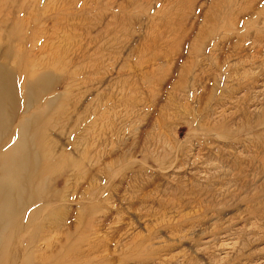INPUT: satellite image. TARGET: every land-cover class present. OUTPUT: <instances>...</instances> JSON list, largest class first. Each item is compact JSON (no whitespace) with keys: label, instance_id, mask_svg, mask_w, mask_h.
<instances>
[{"label":"rangeland","instance_id":"obj_1","mask_svg":"<svg viewBox=\"0 0 264 264\" xmlns=\"http://www.w3.org/2000/svg\"><path fill=\"white\" fill-rule=\"evenodd\" d=\"M23 4L37 24L1 32L0 62L26 81L25 51L50 43L44 54L34 49L36 71L48 64L55 82L63 80L43 96L59 98L39 135L57 142L52 153L63 147L67 154L50 158L54 174L83 165L96 192L78 233L79 257L264 264V0H0V16ZM15 87L19 116L21 84ZM99 118L103 150L96 131L90 138L75 130ZM74 130L85 140L81 152H102L99 164L67 147ZM49 151L43 146L47 158ZM80 205L66 202L70 226ZM31 211L1 230L0 250L11 249L23 232L18 221L28 222ZM50 253L53 264L91 262Z\"/></svg>","mask_w":264,"mask_h":264},{"label":"bare ground","instance_id":"obj_2","mask_svg":"<svg viewBox=\"0 0 264 264\" xmlns=\"http://www.w3.org/2000/svg\"><path fill=\"white\" fill-rule=\"evenodd\" d=\"M23 6L21 8L13 7L12 13L10 12L11 14L7 17L0 16L1 38H4L1 32H12L14 29L17 32L21 31L23 27L26 30L29 25L37 24V19L35 23L31 19L33 18L32 11H29L26 4ZM34 34L31 32V41L37 39V34ZM25 39L28 40V38ZM37 43L25 51L28 65H30L26 74L23 75L26 81L22 80V76L14 77L12 71L5 65L6 63L0 62V233L5 227L12 225L14 214L24 215L27 211L32 210L30 212V217H32L28 222L24 223V219L18 221L23 232L15 238L11 249L2 248L0 250V257L5 255L6 258H9L8 264H53V260L45 259L47 256L51 258L49 253L54 250L55 256L59 259L63 256L61 254L68 253L64 259L68 258L71 262H77L84 258L88 262L91 260L87 254L81 253L79 257L81 240L78 238V233L86 227L84 218L87 215H93L94 207L91 202L94 200L96 192L94 193L95 189L92 185V175L90 176L89 171H85L83 165L77 167V170L73 169V173H69L63 166L67 163L62 162L63 168L59 170V175L56 173L57 176L53 177L56 174L53 172L50 158L61 159L67 154L61 146L60 150L52 153V150L58 145L57 142L47 140L45 137L42 139L39 135V128L49 124L51 119L48 111L55 106L56 98H59V96H46L45 100L43 96L51 93L55 89V83L58 82L59 85L63 78L59 76L57 77L58 81L55 82L51 69L48 70V64L45 68L36 71L39 61L34 62L37 57L33 55V51L36 50ZM49 45L46 42L44 45L40 44L37 47L38 54H44ZM73 76L75 73L71 74L72 78ZM73 79L71 83H73ZM15 82L21 84L20 94L23 99V110L19 116L12 112L16 104L15 88L17 86L15 87ZM42 101H44V105L37 109L35 105H39ZM76 128V131L80 128L90 138L93 131H96L98 135L96 141L100 143V149L103 150L106 147L104 132H107V128L100 118L89 125L87 122ZM75 130L70 132L67 147L76 146L78 148L75 150L76 153L80 152L81 156L88 155V159L99 164L102 152L98 149L94 151V154L87 149H83L81 152L79 145H82L85 140L84 137H76ZM43 146L50 149V157L44 156ZM71 159H73L72 162L80 161L73 156ZM49 179L50 183L47 185ZM72 180L73 183L74 181L76 183L75 187L71 184ZM60 183L64 185L63 190L58 189ZM74 198H77L81 204V212L76 213L75 223L70 226L67 224L69 214L66 211V202H72ZM99 202H101L100 204L104 203L102 200ZM97 207L100 208V205L97 204ZM34 216L40 218L37 223L31 220ZM35 229V233H32ZM54 235L57 238L50 240L49 236ZM41 252L47 253L42 254ZM55 264H63V262ZM90 264H93L92 261Z\"/></svg>","mask_w":264,"mask_h":264}]
</instances>
